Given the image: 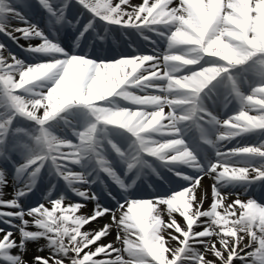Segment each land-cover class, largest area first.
<instances>
[{"label":"snow or ice","instance_id":"6c2138e0","mask_svg":"<svg viewBox=\"0 0 264 264\" xmlns=\"http://www.w3.org/2000/svg\"><path fill=\"white\" fill-rule=\"evenodd\" d=\"M0 36V264H264V0H0Z\"/></svg>","mask_w":264,"mask_h":264},{"label":"bare ground","instance_id":"6f19581e","mask_svg":"<svg viewBox=\"0 0 264 264\" xmlns=\"http://www.w3.org/2000/svg\"><path fill=\"white\" fill-rule=\"evenodd\" d=\"M176 2H178V0H176ZM30 3H32V2H30ZM131 3L138 5V4L142 3V0H131ZM33 19L34 20H38L39 19V16L38 15H33ZM0 41H3L6 44H8L10 48L11 47H14V45L13 46H12V44L10 45V43H11L10 41H7V39L4 38V37H2V36H0ZM21 43L22 44H26V42L23 41V40L21 41ZM33 43H38V41H33ZM165 111H167V109H165ZM228 112H229V110H228ZM152 177L153 176H151V178ZM208 183H210V179H208L206 177L202 181L203 187L200 190H198V192H197V196H200V195L204 194L205 192L207 193V198H206L205 203H204V209H207L210 206V204H211V185L209 186ZM42 190L45 191L46 188H44ZM97 190H99V189H97ZM5 191H6L7 194H9V195H6V197H10V194L12 192V187L9 186ZM40 202H43V197H41ZM92 207H93L92 203L89 202L87 204V208L84 209V211L86 213H90L91 210H92ZM109 221H110V218L109 217H104V218L100 219L98 222H95V223H93V224H91V225H89L87 227L89 229H97L100 226H102L103 224L108 223ZM16 235H17V239H18V233ZM114 239H115V231H113L106 239H104L102 241V243H110V242H113ZM44 244H45V241H43V240L37 241L35 243H29L28 244L27 251L24 254V260L26 261V264H32L33 257L36 256V255L47 256L49 254L48 251H47V249H45V251H43V252H38L37 251V249L39 247L43 246ZM208 258L209 259H214V257H212L210 255H209Z\"/></svg>","mask_w":264,"mask_h":264},{"label":"rangeland","instance_id":"374dc122","mask_svg":"<svg viewBox=\"0 0 264 264\" xmlns=\"http://www.w3.org/2000/svg\"><path fill=\"white\" fill-rule=\"evenodd\" d=\"M10 45H11V43H10ZM12 46H13V45H12ZM11 49H12L14 52H16L17 54L21 55V56L24 55V54L21 53L20 50L17 49L15 46H14V47H11ZM162 189L165 190V189H167V188H162ZM69 196H71L70 193H69ZM7 198H9V197H6V199H7ZM72 199L75 200L76 198L72 197ZM33 203H37V202H36L35 200H30V201L26 202V204H28V205H30V206H34V205H31V204H33ZM32 230H34V229H32Z\"/></svg>","mask_w":264,"mask_h":264}]
</instances>
